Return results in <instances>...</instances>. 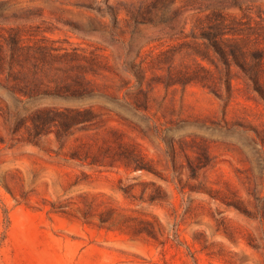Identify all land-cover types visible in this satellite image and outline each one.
<instances>
[{"label": "rangeland", "instance_id": "rangeland-1", "mask_svg": "<svg viewBox=\"0 0 264 264\" xmlns=\"http://www.w3.org/2000/svg\"><path fill=\"white\" fill-rule=\"evenodd\" d=\"M0 47V264H264V0H0Z\"/></svg>", "mask_w": 264, "mask_h": 264}, {"label": "trees", "instance_id": "trees-1", "mask_svg": "<svg viewBox=\"0 0 264 264\" xmlns=\"http://www.w3.org/2000/svg\"><path fill=\"white\" fill-rule=\"evenodd\" d=\"M4 61V51L0 47V64H3ZM1 68V67H0ZM32 118L33 129L38 135H47L51 132V124L54 122L58 126L56 130V135L58 140H62L65 137V134L69 135L72 133V129H80L81 126L90 122L95 116L94 112L90 108H65L58 111L57 114H51L48 112H42L47 110H37ZM61 115V119L57 121L58 117ZM60 118V117H59ZM66 135V136H67ZM124 151V149H123ZM125 153L121 155V160L127 168L133 169H147V164L141 156H139L131 148H126ZM72 158H85L89 164L96 165H106L111 163H106L108 160H103L98 157V155H87L83 157L80 149H74L71 152ZM115 158V157H111ZM110 160V159H109ZM127 192L126 189H124Z\"/></svg>", "mask_w": 264, "mask_h": 264}]
</instances>
